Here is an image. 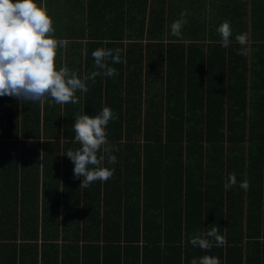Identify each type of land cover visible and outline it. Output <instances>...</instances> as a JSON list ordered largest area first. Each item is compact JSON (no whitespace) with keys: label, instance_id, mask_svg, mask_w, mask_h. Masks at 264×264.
Returning <instances> with one entry per match:
<instances>
[{"label":"trees","instance_id":"obj_1","mask_svg":"<svg viewBox=\"0 0 264 264\" xmlns=\"http://www.w3.org/2000/svg\"><path fill=\"white\" fill-rule=\"evenodd\" d=\"M37 2L65 42L57 69L90 74L97 48H120L122 62L109 59L118 75L88 80L75 105L0 97V264H264V0ZM239 33L250 56L237 54ZM105 106L118 117L106 127L117 162L98 154L114 174L81 188L63 154L79 147L74 114ZM213 226L224 246L191 245Z\"/></svg>","mask_w":264,"mask_h":264},{"label":"clouds","instance_id":"obj_2","mask_svg":"<svg viewBox=\"0 0 264 264\" xmlns=\"http://www.w3.org/2000/svg\"><path fill=\"white\" fill-rule=\"evenodd\" d=\"M186 15V11L182 12L180 18L171 23V35L181 37L182 28L187 23ZM54 31L53 19L46 4L37 0H0V97L10 96L18 101L32 102H44L46 98H51L56 104L75 105L79 103L76 93H87L88 80L94 83L97 76L118 75L117 69L109 66L108 61L111 59L112 64L122 62L120 48L95 49L92 52L94 70L90 74L80 76L67 66L57 69V51L65 42L55 38ZM216 31L221 37V45L228 47L232 36L230 22L223 21ZM235 40L241 45L237 54L247 56V33L237 34ZM74 116L72 128L79 147L63 153L74 163V178H83L79 185L81 188H87L95 181H108L114 169L105 167V155L98 153L102 150L107 154L108 164L117 162L116 156L111 153L119 149L108 144L106 132L109 121L117 119V115L105 106L94 116L85 114L83 109ZM236 184L235 173H230L225 189ZM249 186L247 179L240 183L243 189ZM226 242V237L220 234L216 226L190 238L193 247L205 251L213 246L222 247ZM191 264H221V261L217 256L203 255L198 259L193 258Z\"/></svg>","mask_w":264,"mask_h":264},{"label":"crops","instance_id":"obj_3","mask_svg":"<svg viewBox=\"0 0 264 264\" xmlns=\"http://www.w3.org/2000/svg\"><path fill=\"white\" fill-rule=\"evenodd\" d=\"M144 42V41H143ZM248 56H250L249 54H248ZM248 60H249V57H248ZM144 77H143V75H142V81H143V89H145V85H144V79H143ZM158 85H159V83H158ZM153 87V86H152ZM154 88V87H153ZM142 101H141V104H140V109H141V115H142V118L144 117V113L146 112V110H147V105H146V102H145V96L143 95V97H142V99H141ZM162 113H166L167 112V107H166V103H165V100H163V102H162ZM139 138H141V136L139 137Z\"/></svg>","mask_w":264,"mask_h":264},{"label":"built area","instance_id":"obj_4","mask_svg":"<svg viewBox=\"0 0 264 264\" xmlns=\"http://www.w3.org/2000/svg\"><path fill=\"white\" fill-rule=\"evenodd\" d=\"M240 1L247 2L248 0H240Z\"/></svg>","mask_w":264,"mask_h":264}]
</instances>
